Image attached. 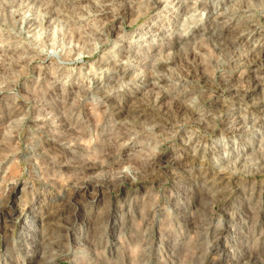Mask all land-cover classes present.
Listing matches in <instances>:
<instances>
[{
	"label": "rangeland",
	"instance_id": "1",
	"mask_svg": "<svg viewBox=\"0 0 264 264\" xmlns=\"http://www.w3.org/2000/svg\"><path fill=\"white\" fill-rule=\"evenodd\" d=\"M74 190L54 228L30 220ZM250 258L264 0H0V264Z\"/></svg>",
	"mask_w": 264,
	"mask_h": 264
},
{
	"label": "bare ground",
	"instance_id": "2",
	"mask_svg": "<svg viewBox=\"0 0 264 264\" xmlns=\"http://www.w3.org/2000/svg\"><path fill=\"white\" fill-rule=\"evenodd\" d=\"M249 26V25H248ZM217 36V35H216ZM236 37V36H235ZM239 37V36H238ZM233 41V40H232ZM234 42H235V40H234ZM219 45H220V48H224V46L223 45H221V43H219ZM226 49V48H225ZM228 51V50H227ZM193 59H195V58H193ZM194 65H195V67L196 68H198V63H197V65H196V62L194 63ZM199 66H200V64H199ZM190 71V70H189ZM189 73V72H188ZM193 73H194V71H193ZM189 74H191V73H189ZM193 75V74H192ZM197 74H195V76H196ZM200 76V75H199ZM198 76V77H199ZM197 77V76H196ZM201 77V76H200ZM199 77V78H200ZM197 80H198V78H197ZM163 98V96H160L158 99L160 100V99H162ZM157 99V101H159ZM205 100V99H204ZM200 102V101H199ZM203 102H205V101H202L201 100V103H203ZM158 103V102H157ZM198 103V102H197ZM150 104V103H149ZM155 104V103H154ZM156 106V105H155ZM195 106V105H194ZM154 107V106H153ZM149 108V107H148ZM151 108V107H150ZM162 108V107H161ZM178 108V107H177ZM188 108L189 109H191V111L192 112H195V109H194V107L193 108H191V107H187L186 109H185V111L184 110H182V111H184L185 113H187V111H188ZM146 109V108H145ZM154 109V108H153ZM157 109V108H156ZM198 109H200V108H198ZM199 111V110H198ZM158 112V111H157ZM184 112H182V113H184ZM175 113V112H174ZM177 113V112H176ZM179 113V112H178ZM164 114H165V112H164ZM158 115H159V113H158ZM162 115V114H161ZM185 115V114H184ZM167 116H168V114H167ZM224 176V175H223ZM220 178H221V176H220ZM218 179H219V177L218 178H214V180L212 181L213 182V184L211 185V187L212 188H214L216 185H218L219 184V181H218ZM80 188V187H79ZM224 189V188H223ZM77 190H78V188H77ZM216 190V189H215ZM213 192V191H212ZM218 193L216 194V193H214L213 195H218V196H220V197H222L221 196V193H223V191H222V189H220L219 191H217ZM76 193L77 192H75V190L73 191V192H71L70 194H68V195H64V197H61V201H59V203H58V205H53V207H51L50 208V210L49 211H47L46 210V212H44L43 214H40L39 216H34V218H29L32 222H34V223H41V224H44V226H46V230H49V229H51V228H54V226H56V224L54 223V220L56 219V218H58V217H61L62 216V214L65 212V210L67 209V207L72 203V201L75 199V196H76ZM78 195V194H77ZM212 195V196H213ZM61 196V195H60ZM59 198V197H58ZM59 200V199H58ZM73 205V204H72ZM14 210V209H13ZM9 215V214H8ZM58 224V223H57ZM56 228V227H55ZM54 231L52 230L49 234H48V232H46V236H45V239H44V241H46L45 243H47L48 245H54V244H57L58 242H60V238H59V234H54L53 233ZM33 235V234H32ZM61 236V235H60ZM252 245H253V247H259V245L258 244H256V243H252ZM252 247V246H251ZM253 250V249H252ZM51 252V251H50ZM44 256H46V260H47V262L48 263H50V262H52V261H54L56 258H55V256H54V253L53 254H47L46 253V255H44ZM247 264H258L256 261H254L252 258H250L249 259V261L247 262ZM260 264H264V262H260Z\"/></svg>",
	"mask_w": 264,
	"mask_h": 264
}]
</instances>
